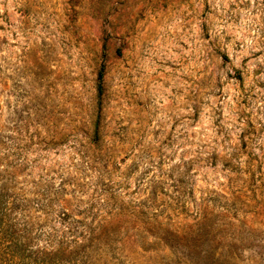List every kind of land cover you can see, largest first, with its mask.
I'll return each instance as SVG.
<instances>
[{"label": "rangeland", "instance_id": "obj_1", "mask_svg": "<svg viewBox=\"0 0 264 264\" xmlns=\"http://www.w3.org/2000/svg\"><path fill=\"white\" fill-rule=\"evenodd\" d=\"M0 216V264H264V0H0Z\"/></svg>", "mask_w": 264, "mask_h": 264}, {"label": "trees", "instance_id": "obj_2", "mask_svg": "<svg viewBox=\"0 0 264 264\" xmlns=\"http://www.w3.org/2000/svg\"><path fill=\"white\" fill-rule=\"evenodd\" d=\"M0 234L3 235L4 240V248L7 250L13 258H22L25 255L26 252V244L23 242V237L17 233V229L15 226L7 225L5 223V217L0 216ZM57 257H63L61 256V252H58Z\"/></svg>", "mask_w": 264, "mask_h": 264}]
</instances>
